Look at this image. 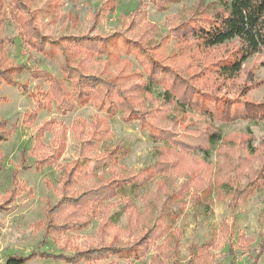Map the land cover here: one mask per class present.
<instances>
[{"label": "rangeland", "instance_id": "obj_1", "mask_svg": "<svg viewBox=\"0 0 264 264\" xmlns=\"http://www.w3.org/2000/svg\"><path fill=\"white\" fill-rule=\"evenodd\" d=\"M218 1L24 0L31 13L20 12L19 19L15 20L11 17V0H0L4 17L7 15L5 23H0L3 48L0 50V126L4 123L6 129L14 131L8 141L0 142L5 155L0 172V264H7L11 255L26 256L31 252H38V256L25 264H74L61 259L66 260L65 257L75 256L90 247H113L115 239L126 244L138 239V234L128 229V216L122 211L125 202L120 196L107 202L99 210L100 214L92 215L89 222L87 216L75 218L72 223L77 224L60 238L46 234L45 226L37 227V224L42 220L44 224L46 207L63 197L61 185L66 165L79 167L75 178L78 190L72 188L75 195L122 174L138 175L153 165L157 161L156 147L163 142L154 141L149 132L142 129L138 118H146V115L150 126L171 128L173 133L179 134L177 139L191 145L195 151L183 162L182 169L172 170L167 179L156 177L146 187L127 188L141 213H145L144 202L154 199L151 210L155 209L156 213L146 225L151 227L159 221L157 206L164 202L167 188L188 190L190 184L194 185L193 176L200 174L199 188L208 189L202 203L193 201V188L184 202L175 196L174 201L167 203L175 202V208L182 203L185 210L176 222L172 241L166 237L156 244L164 245L163 264H188L190 245L211 239L215 241L214 260L208 264H264V253L257 258L258 244L264 237V117L257 121L239 118L223 122L190 109L184 111L167 103L162 94L169 84L168 76L160 77L166 84L163 85L148 74L150 56L188 77L199 72L201 78L196 84L203 89H218V95L233 101L245 99L264 104V49L244 63L236 78L214 81L212 71L220 59L232 55L239 45L237 41L203 49L192 36L183 41L171 34L176 26L196 16L197 8L215 7ZM32 14H36L37 25L44 34L56 40L86 34L102 37L125 34L132 39L135 35L140 48L126 50V46L119 43V47H111L109 54H103L93 63L99 70L97 75L116 82L118 89L129 96L132 114L126 108L123 119L120 113L112 118L106 110L109 105L102 108L94 104L98 101L65 113L59 111L54 102L41 109L37 118H31L30 114L38 107L37 98L46 100L50 77H63L64 61L60 46L49 45L44 52H39L22 38L23 23ZM142 48L147 50L145 54L141 53ZM75 121H85L86 125L78 127ZM208 127L219 129L223 139L205 154L198 134L187 129L205 131ZM85 140L87 155L84 156L81 146ZM119 146L129 148L130 153L114 167L106 155ZM23 153L26 164L21 161ZM53 153L56 163L38 172L37 162ZM230 162L236 164L234 169ZM14 172L24 188L14 199L8 200L16 187L12 183ZM259 176L263 178L261 188L249 199L237 200L236 190ZM86 221L85 227L79 226ZM179 239L180 253L175 255L174 243ZM155 254L156 249L152 247L140 260L113 256L108 261L82 260L75 264H152Z\"/></svg>", "mask_w": 264, "mask_h": 264}, {"label": "trees", "instance_id": "obj_2", "mask_svg": "<svg viewBox=\"0 0 264 264\" xmlns=\"http://www.w3.org/2000/svg\"><path fill=\"white\" fill-rule=\"evenodd\" d=\"M165 8V5H161ZM209 8H197L196 16H191L189 20L184 21L181 25L176 26L171 34L175 37L184 39L192 36L197 39L198 45L203 49H210L237 41L239 44L237 49L225 58L218 61L214 71L215 77L211 80L219 78H236L242 71L244 63L264 49V0H219L218 4ZM3 6L0 4V23H5L7 15L4 17L2 12ZM11 17L15 20L19 19L20 12H28V8L24 0H11ZM113 7H111L112 9ZM211 10V12L209 10ZM208 10V11H207ZM30 12V11H29ZM138 12V11H137ZM136 12V13H137ZM31 13V12H30ZM140 14V13H138ZM36 14H32L27 19L21 29L22 38L27 41L32 48L39 52H44L49 45H58L61 48L64 61L61 65L63 72L62 78L50 77V89L46 93V100L37 98L38 107L32 111L31 118H37L41 109L48 107L51 103H56L59 111L72 112L77 108L94 103H99L100 107L105 108L112 118L119 113L124 118L123 111L128 108L129 114H132V104L129 96L124 91L118 89L116 82L107 80L96 73L99 70L93 67V63L98 57L105 53H110L111 47H119V43H123L127 49L140 48V41L134 35L133 39L125 36V34H115L107 37L100 35L86 34L79 36H63L59 39H52L40 29L36 22ZM1 26V25H0ZM120 40V41H119ZM198 46V47H199ZM0 50L3 48L0 46ZM146 49H141V53L145 54ZM119 56V55H118ZM151 63L150 77H155L160 84L166 85L160 77L168 76L169 84L162 93L166 102L179 106L182 110L190 109L204 115H210L220 121L230 122L239 118L251 119L257 121L264 117V104H255L245 99L233 101L227 96H220L218 89H203L196 84L201 78L200 73L188 77L185 73L178 72L173 67L165 66L163 63L152 59L148 56ZM0 58V63H1ZM201 72V71H200ZM24 85L21 87L23 88ZM117 97L118 99L114 98ZM185 111V110H184ZM100 118V117H99ZM97 117L96 119L99 120ZM103 120L102 118H100ZM142 122V129L149 132V136L156 142H163L162 146L156 147L157 161L142 170L138 175H120L111 181L100 183L96 187H92L87 191L75 195L79 167L76 165H66L64 167L65 177L61 190L63 197L55 204L48 205L45 212V220L37 224L45 226L46 234L53 238L60 236L77 223H72L77 217L87 216L88 222L92 215L100 214L99 210L105 207L106 203L116 196L123 199L122 211L128 216V229L130 232L138 234V239L130 243H122L115 239L113 247H90L79 251L75 256L65 257L61 259L67 263H77L82 260L87 262L107 260L113 256L140 260L145 257L153 248L156 254L152 258V264H163L165 258L164 245H156L157 242L169 237L172 241V233L175 230L178 218L184 212V205L174 207L173 204H167L174 201L178 196L179 201H183L189 191L193 188L192 199L195 203H202L203 198H207L208 189H200V174L194 175V185H189V189H173L165 190V200L161 206H157L159 211V221L151 227L146 225L151 220V216L156 210H151L153 200L147 199L145 213H141L134 200L127 193L129 186L143 188L148 185L156 177L162 180L167 179L168 173L172 170L182 169L184 161L187 157L195 154L191 145L177 139V132L173 133L171 128L159 127L149 124L148 117H139ZM105 120V119H104ZM54 119L52 120V122ZM76 126L85 127V121H75ZM106 131L108 128L106 127ZM188 132L197 133L200 146L205 154L210 153L213 145L218 144L223 139L222 132L214 127H208L205 131L201 129H187ZM12 130L6 129L3 123L0 126V142L8 141L13 135ZM105 132L104 134H106ZM100 134V133H98ZM205 146H204V144ZM206 143L208 146L206 147ZM81 152L87 155V140L82 143ZM130 153L127 147L119 146L107 152L109 162L112 166L118 167L121 161ZM26 156H21L22 163L26 164ZM5 155L0 148V172L3 170ZM56 154L47 155L40 159L35 169L38 172L43 171L46 167L56 163ZM203 160L207 161L205 158ZM230 167L235 168L236 164L230 162ZM16 172V171H15ZM12 174V183L15 184V190L11 193L8 200L15 198L16 194H20L24 186L17 176ZM257 177V176H256ZM252 179L245 187L236 190V199L243 201L249 199L255 190H259L263 185V178L259 176ZM192 183V182H191ZM196 183V184H195ZM191 186V187H190ZM16 188L18 192H16ZM72 188H74L72 190ZM201 190L200 192L198 191ZM20 190V191H19ZM186 190V191H185ZM171 191V192H169ZM145 200V199H144ZM1 207V206H0ZM153 212V213H152ZM145 214V216L143 215ZM150 218V220H149ZM86 222L79 223L80 227H85ZM143 232V234H141ZM141 234V235H139ZM127 242V241H126ZM180 239L174 243V253H180ZM259 255L264 253V237L261 238ZM215 247L213 239L203 244H192L188 248L189 260L188 264H208L213 262L214 254L212 252ZM41 253H44L40 251ZM38 252H31L29 255H11L7 260V264H25L29 260L38 256Z\"/></svg>", "mask_w": 264, "mask_h": 264}]
</instances>
